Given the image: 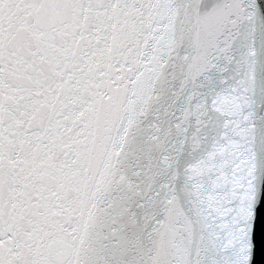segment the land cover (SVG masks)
I'll use <instances>...</instances> for the list:
<instances>
[{
    "label": "snow or ice",
    "instance_id": "snow-or-ice-1",
    "mask_svg": "<svg viewBox=\"0 0 264 264\" xmlns=\"http://www.w3.org/2000/svg\"><path fill=\"white\" fill-rule=\"evenodd\" d=\"M262 199L264 0H0V264H264Z\"/></svg>",
    "mask_w": 264,
    "mask_h": 264
},
{
    "label": "water",
    "instance_id": "water-1",
    "mask_svg": "<svg viewBox=\"0 0 264 264\" xmlns=\"http://www.w3.org/2000/svg\"><path fill=\"white\" fill-rule=\"evenodd\" d=\"M261 207H262V208H264V199H262V202H261ZM259 212H260V210L258 209V218H259ZM256 259H257V260H259V259H260V256H259V254L257 255Z\"/></svg>",
    "mask_w": 264,
    "mask_h": 264
}]
</instances>
